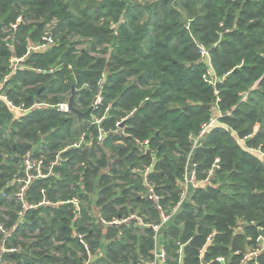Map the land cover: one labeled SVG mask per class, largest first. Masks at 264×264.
I'll list each match as a JSON object with an SVG mask.
<instances>
[{
  "label": "trees",
  "instance_id": "obj_1",
  "mask_svg": "<svg viewBox=\"0 0 264 264\" xmlns=\"http://www.w3.org/2000/svg\"><path fill=\"white\" fill-rule=\"evenodd\" d=\"M19 16L25 24L13 32L11 51L5 30ZM52 23L56 44L32 52L28 69L10 75L12 53L22 56ZM196 44L209 51L218 103L215 89L202 80L206 66ZM97 51L106 59L90 56ZM48 67L55 72L44 73ZM1 84L2 94L25 108L64 102L71 87L80 112L95 95L102 97L85 119L42 106L12 120L0 99V225L13 230L9 237L0 233V252L2 246L17 250L2 254L4 264H149L150 228L132 220L103 229L86 193H95L109 221L129 214L128 203L135 201L143 215L149 213L144 223L158 222L152 204L136 195L145 188L131 170L151 159L138 152L135 141L148 140L156 162L147 180L169 212L179 201L191 137L215 113L217 124L192 153L195 179L203 180L216 158L220 167L166 229L167 264H199L201 249L206 262L223 256L239 264L257 228L264 229V162L248 150L264 154V0H0ZM91 116L102 120L92 124ZM99 128L107 132L101 144ZM83 132L89 149L61 152L52 175L27 187L25 202L33 207L19 219L22 202L13 193L15 178L24 175L23 156L29 153L47 166ZM43 198L50 204L39 205ZM73 198L78 215L68 203ZM240 222L244 230L234 233ZM75 233L83 235L87 251ZM258 262L264 264V253Z\"/></svg>",
  "mask_w": 264,
  "mask_h": 264
},
{
  "label": "built area",
  "instance_id": "obj_2",
  "mask_svg": "<svg viewBox=\"0 0 264 264\" xmlns=\"http://www.w3.org/2000/svg\"><path fill=\"white\" fill-rule=\"evenodd\" d=\"M23 24H25V22H24L23 18L19 16L15 19V21L13 23L10 24L9 28L7 30H5L6 33H8V34L4 38V42L11 51L13 49V37H12L13 32L16 31L19 28V26H21ZM47 27H49V29L47 30L46 33H44L42 35L40 41L33 43V44L30 43L27 46L26 51L22 56H16L14 53H12V55L9 58L10 75L19 71V70L28 69L27 65L25 64V60L27 59V57L32 52L44 51L45 49H47L51 46H54L56 44V41L54 40V38L52 36V28L50 26H47ZM196 48H197L198 54H199L202 62L206 66V71L202 75V80L215 89L214 90V93L216 96L215 97V103H218L219 99L217 97L216 84L219 81H218V78L216 77V75L214 73L212 63L210 60V56H209V51L202 44H196ZM37 71L40 72L39 69ZM43 72L44 73H52V68L48 67L47 69H44ZM0 90H1V88H0ZM0 99L6 104V106L9 109H11L17 113H21V114H24L29 110H32V109L38 108V107H42V106L46 107V108L47 107L48 108L49 107L54 108L60 113H69L68 112V104H67L68 100H66L64 102L57 103L56 105H52V106H50L46 103H43V104L42 103H35L31 107L25 108L23 105H15L11 100L7 99V97L4 94H2L1 91H0ZM101 101H102L101 94L98 93L93 98L90 106L92 107V109H96L98 106H100ZM101 120H102V118L96 119L92 124H99L101 122ZM123 121H124V119H121V121L116 122L115 126L120 128V124ZM216 123H217L216 119H211L209 123L203 124L201 126V131H200L199 137H202L203 135H205V133L208 131L209 127L212 124H216ZM103 135H104L103 129L99 128L97 138L99 140H102ZM191 139L193 140V144H194L193 148H196L197 147V138L191 137ZM86 141H87V134L85 132H83L79 135V137L76 141L72 142L69 146L64 148L62 150V152L65 150H68V149H83V148H85ZM135 143H136L138 152H141V153L146 152L147 154L150 153L148 140H143V141L136 140ZM248 150L250 152H253V153H256L257 155H259L261 160L264 162V154L260 150H258V149H248ZM22 162H23V172H24V177H25V180L22 181L24 183L23 184L24 186L20 190V192L15 194V198L23 203L22 206L24 209V211L18 213L19 219L23 218L26 210L33 207V206H29L26 203H24L25 191H26L27 187L34 180L45 179V178L51 176L54 166L58 163V156L56 157V159L54 161L50 162L47 166H44V161L42 159L32 158L29 153L25 154L23 156ZM219 167H220L219 159L216 158L214 160L213 164L211 165V168L207 172L206 177L203 180H196L195 179L194 165L192 163H190V167L188 169L186 167V171L184 174V180L181 183V194L179 197V201L176 203V205L169 212L162 210L161 206L159 205L160 198L155 193L154 187L147 180V176L152 169V164H149L147 167H145L142 170L134 169L133 173L136 174L139 172L142 175V180L146 186L148 197H149V199L154 201V203L157 205V209L159 211V221L158 222L143 224L141 222V220L139 219L141 222V225L143 227L150 228V230L154 233V239H155V235L156 234L158 235V233H160L161 230H163L165 232V230L169 226H171L172 223L174 222L173 221L174 216L178 215V213H180L183 205L190 201L189 195H188L189 192L194 191L195 189H197L200 186L208 184L210 182V178H211L213 172L218 170ZM15 180H17V178H15ZM41 193L43 194V196H45V194H46V192H44L43 190H41ZM68 203H71L75 207V213L76 212L78 213V211H79L78 199L77 198L70 199L68 201ZM47 204H50V203L45 198H43L42 201L39 203V205H47ZM134 219L136 220V217L130 214V215H128L127 218H124V219H121V218L114 219V220L110 221L109 224L114 225V226H119V225L126 224L129 221H132ZM242 226H244V225L237 224V227H240L241 229H242ZM257 232H258L257 237L254 238V240L251 242V244H249V249L243 252L242 258H241L239 264H246L247 262H251V264H260L258 262V257L264 253V238L260 235V232H264V229L257 228ZM0 233L4 234L6 237H9L13 233V230L11 229L10 231H7V230L3 229V227L0 225ZM75 236L78 239V241L82 244L84 250L87 251V246L83 240V235L76 234ZM251 240L252 239L247 238V242H249ZM210 241H211L210 238H207L206 242L209 243ZM183 246H184V244L179 243V249H178L179 260L182 257ZM16 251L17 250H15L13 248L5 249V250L2 249V251L0 252V264H4L3 257H2L3 253H5V252L6 253H14ZM199 254H200L199 264H231L230 261L223 256H217L213 260L206 262L203 259V249L199 250ZM234 255H239V251L232 253V256H234ZM168 260H170V258L168 256V253H167L165 247L158 245L157 247H154V249L152 250V260L150 261L149 264H167Z\"/></svg>",
  "mask_w": 264,
  "mask_h": 264
},
{
  "label": "crops",
  "instance_id": "obj_3",
  "mask_svg": "<svg viewBox=\"0 0 264 264\" xmlns=\"http://www.w3.org/2000/svg\"><path fill=\"white\" fill-rule=\"evenodd\" d=\"M2 86H3V84H1L0 85V88H2ZM8 108V107H7ZM8 110H9V112H10V114H11V117H12V120H17V119H19V117L22 115L21 113H17V112H15V111H13V110H11V109H9L8 108ZM90 115H91V113L89 114V116L88 117H90ZM88 117H86V118H88ZM92 118H91V123H93L95 120H96V118L94 117V116H91ZM217 117H218V115H216V113H215V117H213L212 119H216L217 120ZM78 118V117H77ZM79 119V118H78ZM82 119V118H81ZM85 119V118H84ZM217 124V123H216ZM216 124H212L210 127H209V129L210 128H212L213 126H215ZM208 129V130H209ZM104 131V130H103ZM107 135V132H105L104 131V135H103V138H102V140H99L98 138H96V140H97V142L99 143V144H101V143H103V140H104V137ZM204 138V135L202 136V137H197V146L199 145V142L202 140ZM194 145V144H193ZM87 147V149H89V147H90V143H89V140H88V136H87V141H86V145H85V148ZM66 148V147H65ZM194 149L195 148H193L192 147V151L189 153V155H188V157H187V162H186V167H187V169L190 167V163H192V153H193V151H194ZM149 151H150V153H146L147 155H149V157H150V159H151V163L150 164H152V168H153V166H154V164H155V162H156V159H155V157H154V153H152L151 152V150H150V148H149ZM62 151H60L58 154H57V156H58V161H59V159H60V157H59V155H60V153H61ZM56 156V157H57ZM56 157H55V159H56ZM110 163V162H109ZM111 164H109V166H110ZM22 166H23V162H22ZM144 167H147V166H144ZM109 169H110V167H107V169L106 170H104L103 171V173H107L108 171H109ZM134 169H136V170H142V169H144L143 167H134V168H132V170H131V173L134 175V177H136V176H140L141 177V179H142V175L138 172V173H133V170ZM142 184H143V187L145 188V191H144V193H137L136 195L138 196V197H140V198H142L145 202H149V203H151L152 204V207H153V209H154V211H156L157 213H158V215H159V211H158V209H157V205L154 203V201H152L151 199H149V197H148V193H147V189H146V186H145V184H144V182H143V180H142ZM192 194H193V191H190L189 192V199H190V197L192 196ZM86 196H87V199H88V201H89V206H90V213H91V215L93 216V218L95 219V222L97 223V224H99L103 229H105V227H107V226H114V225H110L109 224V222L110 221H112V220H114V219H117V218H111L110 219V221L108 220V219H106V218H104V217H102L101 216V208L100 207H98V206H96V198L94 197L95 196V193L94 192H87L86 193ZM128 205H131L130 206V212H129V214H126V215H124V216H122V218L121 219H124V218H127L128 217V215H133V216H135L136 217V222L141 226V222L143 223V224H149V223H154L155 221H152V219H151V221L150 222H148V223H144L143 222V218H146V219H148V218H150V216H149V213L147 212V213H145V215H143V213H141V212H143V206L141 205V204H138L137 202H135V201H129V203H128ZM78 207L80 208V204L78 205ZM80 211V210H79ZM79 211H78V213H79ZM77 213V212H76ZM78 213H77V215H78ZM141 220V222H140V220ZM239 225H244L243 223H238ZM116 227V226H115ZM244 226H242V229L240 228V227H237L236 226V228H234L232 231L234 232V233H241L243 230H244V228H243ZM166 231V230H165ZM165 232L163 231V230H161L160 231V233H158V235L156 234L155 235V239L153 238V249H154V247H157L158 245H161V246H164V240H165V234H164ZM76 234H80V235H82L81 233H75L74 235H76ZM76 237V236H75ZM78 240V239H77ZM105 243V242H104ZM1 249H3V250H5L6 248L5 247H1ZM152 249V250H153ZM249 249V244H247L246 246H245V251L246 250H248ZM152 250H151V253H152ZM2 251V250H1Z\"/></svg>",
  "mask_w": 264,
  "mask_h": 264
},
{
  "label": "rangeland",
  "instance_id": "obj_4",
  "mask_svg": "<svg viewBox=\"0 0 264 264\" xmlns=\"http://www.w3.org/2000/svg\"><path fill=\"white\" fill-rule=\"evenodd\" d=\"M53 23L50 25V27L52 28L53 27ZM49 29V27H47L46 29H45V31L43 32V34L44 33H46L47 32V30ZM42 34V35H43ZM33 43H36V42H31V44H33ZM84 48H86V44H83V45H80V46H77L76 48H75V52L76 53H78L80 50H82V49H84ZM90 56L91 57H98V58H101V59H106V56L104 55V54H99V52L97 51V53H92V54H90ZM52 68V73H48V74H53L54 72H55V68L54 67H51ZM74 91H75V89H74ZM71 93V92H70ZM70 96V95H69ZM69 98V97H68ZM67 99V98H66ZM87 111V110H86ZM83 113V112H82ZM96 118V117H95ZM97 119V118H96ZM78 139V138H77ZM76 139V140H77ZM75 140V141H76ZM74 142V141H73ZM46 171V170H45ZM23 180H25V177H24V175H23V177H20V178H17V180H16V183H17V187H16V189H15V191H14V193H13V195L15 196V194L16 193H18V192H20V190L23 188ZM9 199V198H8ZM15 202H19L17 199L15 200ZM24 203H26L25 202V199H24ZM22 205H23V203H22ZM21 205V209H19L18 210V213H20V212H22V211H24V209H23V206ZM0 209H5V207L3 206V207H0Z\"/></svg>",
  "mask_w": 264,
  "mask_h": 264
},
{
  "label": "water",
  "instance_id": "obj_5",
  "mask_svg": "<svg viewBox=\"0 0 264 264\" xmlns=\"http://www.w3.org/2000/svg\"><path fill=\"white\" fill-rule=\"evenodd\" d=\"M70 96H69V98H68V112L69 113H73V114H75L79 119H81V118H86V117H88L89 116V114H90V112H91V110H92V107L90 106L88 109H87V111H85V112H80V111H78L74 106H73V100H74V96H75V91H74V87H71V90H70ZM124 125V122H122L121 124H120V127H122ZM46 194H47V192H46ZM45 194V195H46ZM175 217L176 216H174V218H173V221L175 220ZM172 223V222H171ZM171 225V224H170ZM260 235L264 238V232H260Z\"/></svg>",
  "mask_w": 264,
  "mask_h": 264
}]
</instances>
